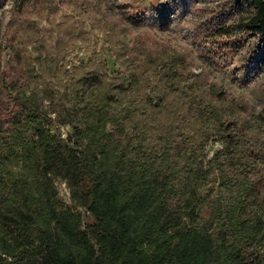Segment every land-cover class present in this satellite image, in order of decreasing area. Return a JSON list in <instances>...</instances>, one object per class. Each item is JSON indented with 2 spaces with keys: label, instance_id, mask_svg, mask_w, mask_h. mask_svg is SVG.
Segmentation results:
<instances>
[{
  "label": "trees",
  "instance_id": "16d2710c",
  "mask_svg": "<svg viewBox=\"0 0 264 264\" xmlns=\"http://www.w3.org/2000/svg\"><path fill=\"white\" fill-rule=\"evenodd\" d=\"M181 2H206L199 49L264 44V0ZM179 3L166 0L156 28H169ZM38 6L13 5L7 55L0 42V264H264V123L250 120L248 101L223 106L201 86L203 64L132 30L120 6L97 26L117 69L100 49L70 70L66 54L94 30L79 10L41 27ZM254 63L264 69V50ZM39 83L65 87L68 139L32 102ZM210 141L220 147L208 157Z\"/></svg>",
  "mask_w": 264,
  "mask_h": 264
},
{
  "label": "rangeland",
  "instance_id": "374dc122",
  "mask_svg": "<svg viewBox=\"0 0 264 264\" xmlns=\"http://www.w3.org/2000/svg\"><path fill=\"white\" fill-rule=\"evenodd\" d=\"M39 6L32 13L41 27L57 23L59 18L73 11H81L85 22V31L94 30L96 39L88 42L77 43L66 54L69 61L68 68L80 62L87 61L100 49H104L101 60L106 63L110 72L116 70L113 59L107 54V47L103 48L104 36L97 29L101 15L107 7L117 10L120 6L135 20L132 30H137L148 36L154 42H161L174 47L177 50L187 52L196 58L199 64H203L205 77L201 84L206 91L220 96L223 106L230 107L235 99L248 101L251 110L248 117L253 122L262 121L264 111V69L256 68L254 60L264 50V44L253 36L245 38L241 43L232 48L220 51H209L210 46L201 50L198 48L197 25L203 20L206 2L199 3L194 9L188 10L182 0H179L180 11L176 18L165 31H161L153 24L154 16L161 9L166 0H37ZM21 0H7L5 6L0 9V42L4 55L8 54L9 43L7 41L6 26L9 19L10 8ZM124 43L131 44V34L124 38ZM126 85L128 80H123ZM32 102L49 118H51V130L60 134L63 139L71 136L72 130L67 124L69 119L70 97L63 85L50 87L39 83L32 91ZM220 147L215 141H210L207 146L208 157ZM58 198L67 205L73 206L70 200V192L65 180L55 179ZM88 221L87 212L75 207Z\"/></svg>",
  "mask_w": 264,
  "mask_h": 264
}]
</instances>
